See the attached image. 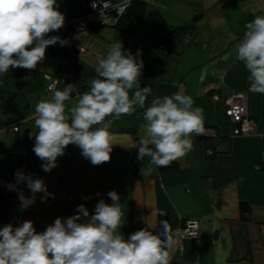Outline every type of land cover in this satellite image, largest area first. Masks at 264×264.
<instances>
[{"label":"crops","instance_id":"obj_1","mask_svg":"<svg viewBox=\"0 0 264 264\" xmlns=\"http://www.w3.org/2000/svg\"><path fill=\"white\" fill-rule=\"evenodd\" d=\"M181 6L191 11L192 18H175L170 28L157 23L146 32L138 27L131 35L111 25L95 32L88 29L64 39L68 41L64 57L45 54L34 73L10 68L0 91V185H19L15 173L24 159L41 161L33 152L34 136L29 138L38 132L35 106L51 98L54 91L73 84L72 98L65 102L67 113L77 102L78 93L89 91V81L97 78V60L119 40L124 50L133 55L139 51L138 59L143 60L140 85L149 88L145 108L137 107L131 116L113 121L109 131L117 144L109 162L94 166L77 146H67L52 170V190L60 180L84 182L80 191L63 196L56 192V202H78L85 192L100 191L110 204L107 193L115 190L123 213L122 227L117 231L125 239L146 227L159 232L160 222L168 221L173 241L170 264H264V94L248 92V72L235 59L245 25L256 15H264V0H183ZM52 81H56L55 86L48 90ZM179 84L192 97L194 107L203 110L204 134L192 137L193 150L177 160L178 169L159 172L147 157L139 160L137 156L135 169L132 159L137 149L132 140L146 134L141 127L146 123L144 111L154 98L176 92ZM232 97L244 98L255 118V130L249 135H231L232 124L224 109ZM17 118V122L7 124ZM15 125L18 131L12 130ZM21 183L23 187L26 182ZM64 186L68 188V184ZM53 202H43V208L35 210H18L17 226L31 220L40 233L56 218L75 215L57 208L46 211ZM241 203L248 208L243 214ZM160 211L165 214L159 216ZM186 219L199 220L196 239L181 238L180 228Z\"/></svg>","mask_w":264,"mask_h":264},{"label":"clouds","instance_id":"obj_2","mask_svg":"<svg viewBox=\"0 0 264 264\" xmlns=\"http://www.w3.org/2000/svg\"><path fill=\"white\" fill-rule=\"evenodd\" d=\"M58 7L57 0H0V74L10 68L36 69L49 46L68 43L59 36H48L64 26L65 16ZM245 29L235 59L248 72V92L264 94V15H256ZM139 55V51L133 55L124 50L118 40L97 60V78L89 81V91L78 93L77 102L67 113L65 102L72 98L73 84L54 91L51 98L35 106L38 132L29 138H35L33 152L43 162L45 172L57 167V158L70 144L81 149L82 156L94 166L110 161L117 144L109 131L113 121L131 116L137 107L145 108L147 90L140 85L144 65ZM176 87L171 95L151 101L143 113L146 123L141 126L146 134L132 140L137 159L148 157L160 168L170 167L192 151V137L205 131L203 110L194 107L183 84ZM19 179L33 193L43 192L45 198L52 195L41 179L23 173ZM107 196L111 203L100 199L92 214L81 204L75 215L56 218L40 233L31 220L17 227L3 226L0 264H170L173 241L168 221L160 222L159 232L146 227L125 239L117 231L122 227L120 196L115 190ZM164 214L159 212V216Z\"/></svg>","mask_w":264,"mask_h":264},{"label":"trees","instance_id":"obj_3","mask_svg":"<svg viewBox=\"0 0 264 264\" xmlns=\"http://www.w3.org/2000/svg\"><path fill=\"white\" fill-rule=\"evenodd\" d=\"M88 1L89 0H57V3L59 5L58 10L64 14L65 23L61 29L50 32L48 36L55 35L61 37L62 39H65L66 37H70L72 34L81 33L75 32L74 27L78 19L86 16L89 13V9L87 8ZM145 4L146 2L143 0L132 1L131 5L127 8V10L111 26L114 27L116 31L122 34L131 35L135 30L138 29V27L143 22ZM103 26L105 25L88 22L84 31L91 29L95 32ZM185 27H187V25L180 27V29ZM180 29L175 30L173 33H176ZM66 54V47L61 46L59 43L53 46H49L46 49L47 56L64 57ZM29 73H34V70L31 69ZM14 95L15 93L11 94L12 97ZM19 119L20 118H17L15 120L10 119L8 120L7 124L9 125L11 123L17 122V120ZM15 127L18 128V125H15ZM135 156H137V150L135 151L132 159V164L136 169L137 162L135 160ZM148 159L150 160V158ZM156 168L159 172L173 171L179 168V163L178 161H174L170 167L160 168L156 166ZM83 182L84 181L78 180L76 178L69 179V181L66 182H62L60 180V185L54 187L53 190L56 192L65 191L64 193L71 194L75 191H80V187ZM64 184H68V188H65ZM22 191L23 187L21 185H0V228L7 224H12L13 227H17L18 216L20 212L15 211L13 209V203L22 195ZM97 193H99V195H97ZM100 199L105 200V202L107 203L106 196L104 195V193L100 191H87L83 194L82 199L78 202L63 201L62 203H57V206L55 205L54 207L53 205L47 206L46 211L52 212L54 210L53 208H57L61 209L63 212L66 213L76 214L78 206L84 204L88 208L89 213L91 214L93 213L95 205ZM247 209L248 208L247 206H245V203L240 204V210L242 214L245 213Z\"/></svg>","mask_w":264,"mask_h":264},{"label":"rangeland","instance_id":"obj_4","mask_svg":"<svg viewBox=\"0 0 264 264\" xmlns=\"http://www.w3.org/2000/svg\"><path fill=\"white\" fill-rule=\"evenodd\" d=\"M156 0L147 1L144 8V17L143 22L139 26L140 30H144L145 32L151 27L154 26L157 23H160L161 27L170 28L175 24V18H182L186 20H190L192 18L191 11L189 12L186 8V6H181L183 0H157L158 2H155ZM154 3V6L152 5ZM187 4V3H185ZM183 3V5H185ZM193 5V4H190ZM7 75L0 74V91L3 92V88L5 87ZM2 104V103H1ZM0 104V111H2L3 107ZM36 162L38 165H36ZM39 162V163H38ZM42 161H37L33 159H24V162L20 169L15 173V180H17L16 184H22L21 180L19 179V174L23 173L26 177L30 176L32 179H41L43 180L44 184L47 186V192L52 194L50 196H47L45 198V193L43 192H37L33 193L31 189L28 187L27 183L23 185V191L22 195L15 200L13 204V209L15 211L18 210H28L26 208L30 209H39V207L43 208V204L46 201H53L54 205L57 206V198H59L56 191L52 190V182L54 181L52 175L53 171L51 172H45L41 164ZM20 172V173H18ZM14 179V177H13ZM60 196H63L65 194L64 192L60 193ZM64 200H67V197H62ZM44 202V203H43Z\"/></svg>","mask_w":264,"mask_h":264},{"label":"built area","instance_id":"obj_5","mask_svg":"<svg viewBox=\"0 0 264 264\" xmlns=\"http://www.w3.org/2000/svg\"><path fill=\"white\" fill-rule=\"evenodd\" d=\"M134 0H89L87 8L89 13L77 20L74 27L75 32H82L87 23H99L102 25H113L118 18L127 10ZM145 2L151 0H143ZM142 48V45H138ZM50 79L49 76H46ZM56 81H52L48 90H52ZM147 91L148 87H144ZM224 115L231 121L232 136H246L254 132L256 127L255 118L249 114L247 103L242 97H232L227 101ZM13 131H18L17 127H12ZM211 155V152H209ZM200 222L197 219H186L180 228L182 239H196L199 235Z\"/></svg>","mask_w":264,"mask_h":264}]
</instances>
